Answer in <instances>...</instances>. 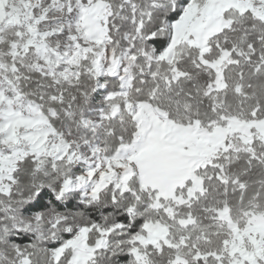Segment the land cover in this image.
<instances>
[{
	"label": "snow or ice",
	"instance_id": "obj_1",
	"mask_svg": "<svg viewBox=\"0 0 264 264\" xmlns=\"http://www.w3.org/2000/svg\"><path fill=\"white\" fill-rule=\"evenodd\" d=\"M0 264H264V0H0Z\"/></svg>",
	"mask_w": 264,
	"mask_h": 264
}]
</instances>
